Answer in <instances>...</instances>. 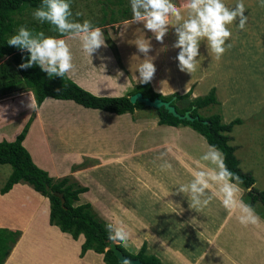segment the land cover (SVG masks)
I'll return each mask as SVG.
<instances>
[{
  "label": "crops",
  "instance_id": "1",
  "mask_svg": "<svg viewBox=\"0 0 264 264\" xmlns=\"http://www.w3.org/2000/svg\"><path fill=\"white\" fill-rule=\"evenodd\" d=\"M182 12L186 17L187 12ZM108 24L107 34L116 45L118 61L106 38V47L90 58L78 39L49 35L66 40L74 64V70L66 75L82 88L98 96H120L140 84L137 68L144 55L135 40L144 37L152 45L148 55L156 68L150 82L155 92L167 95L191 89L195 97L214 87L219 95L220 84L212 79V71H207L215 67V56L208 49L199 51V71L181 72L175 60L179 49L172 48L176 36L171 26L161 45L142 23H131V17L104 25ZM129 31L134 38L125 36ZM226 59L228 69H233L227 52ZM7 98L0 99V120L2 115L9 120L11 108L29 107L10 139L33 113L22 141L32 160L53 178L70 176L85 186L76 203L88 202L99 218L123 226L129 239L122 244L128 251L136 253L145 243L162 264H264V214L257 208L260 223L245 227L217 199L195 212L183 194H171L190 179L189 166L206 151V140L191 135L187 126L159 124L152 107L118 114L52 97L35 106L30 90L15 93L13 100ZM219 99L227 97L221 93ZM13 101L15 105L3 104ZM2 136L0 128V140ZM164 161L172 164V171H161ZM3 183L0 181V187ZM242 188V198L248 203L247 189ZM170 201L183 211L175 213ZM49 209V199L27 183H15L0 193V228L20 230L22 235L3 264H106L103 255L92 249L80 256L84 235L74 239L51 225Z\"/></svg>",
  "mask_w": 264,
  "mask_h": 264
},
{
  "label": "trees",
  "instance_id": "2",
  "mask_svg": "<svg viewBox=\"0 0 264 264\" xmlns=\"http://www.w3.org/2000/svg\"><path fill=\"white\" fill-rule=\"evenodd\" d=\"M40 3L41 0H0V58L7 56L5 61L0 63V97L30 90L35 100V106H40L46 97H52L73 100L84 107L118 114L147 107L139 101L130 102L129 96L137 91H141L144 96L151 99L159 97L163 100H171L180 114L189 110L190 115L197 116V118H194L193 121L179 119L161 106L154 108L158 116V123L190 126L201 134L208 144L217 146L223 152L229 170L242 178L241 186L247 189L245 198L248 204L255 209L257 202L264 206V190L254 187L255 178L251 173L242 170L235 154V146L230 143L233 127L242 123V119L236 117L225 122L219 110L208 115L200 112L203 108L217 107L220 104L214 87L205 95L191 97V89L185 93L173 92L163 95L155 92L150 83H140L124 95L98 96L79 86L67 75L63 78L55 76L49 78L37 65L25 70L20 69L18 66L26 62L28 53L7 44L9 36L15 34V27L19 24L14 15L21 13L27 7H38ZM123 8V15H125L128 9ZM128 18L130 17L125 19ZM116 57H119L117 51ZM179 101H184V105L179 106ZM32 116L33 113L14 140H0V165L9 164L11 166V172L0 187V193L9 191L18 182L29 184L35 191L49 199V223L51 225H56L62 232L69 233L74 239L80 234L84 235L81 256L88 249H92L103 255L106 264H124L108 248L109 244L114 241L109 238L108 225L111 223L99 218L90 203H76L79 194L84 192L86 187L81 186L70 176L59 178L50 176L46 170L35 164L30 153L22 144ZM52 191L60 192L64 202L62 203L60 197L52 194ZM20 233V230L0 228V264L4 263ZM114 242L128 257L138 258L146 264H162L157 256L147 251L145 243L136 253H132L121 242Z\"/></svg>",
  "mask_w": 264,
  "mask_h": 264
},
{
  "label": "clouds",
  "instance_id": "3",
  "mask_svg": "<svg viewBox=\"0 0 264 264\" xmlns=\"http://www.w3.org/2000/svg\"><path fill=\"white\" fill-rule=\"evenodd\" d=\"M259 4L264 7V0H259ZM130 7L131 23H142L161 45L169 26L174 29L176 40L172 48L179 49L175 57L178 69L190 74L197 70L201 41H206L208 51L219 60L231 47V44H226L232 36L228 26L238 21V29L244 30L248 21V17L244 15L246 9L243 0H238L231 8L223 0H185L181 7L173 3V0H130ZM182 9L187 12L186 17ZM72 16L69 0H41L33 11L35 20L41 24L48 23L61 37L68 35L72 39H78L82 50L91 58L97 50L106 47L104 33L91 21L77 22ZM7 44L28 53L26 62L18 66L22 70L37 65L49 78H63L74 70L72 53L63 38L20 26L8 38ZM135 45L144 55L137 68L138 82L150 83L156 72L153 58L148 55L152 51V45L144 37H138ZM205 147L206 151L188 168L190 179L176 186L175 192L171 194H183L187 198L188 207L195 212L203 211L213 199H217L225 210L235 215L241 225L247 227L259 224L260 218L254 208L242 198V178L229 170L225 156L217 146L205 142ZM172 167L168 161L160 165L161 171H172ZM173 205L175 213L183 211L179 204ZM108 230L110 239L127 244L129 234L123 226L109 224ZM151 237L153 240L157 239Z\"/></svg>",
  "mask_w": 264,
  "mask_h": 264
},
{
  "label": "rangeland",
  "instance_id": "4",
  "mask_svg": "<svg viewBox=\"0 0 264 264\" xmlns=\"http://www.w3.org/2000/svg\"><path fill=\"white\" fill-rule=\"evenodd\" d=\"M181 1L185 0H173V3H181ZM69 2L74 20L77 22L89 20L94 26L103 25L100 28L106 29V42L116 56V45L109 34H107L106 27H109V24H104L124 20L126 17H132L130 0H69ZM223 2L231 8L235 6L238 0H223ZM243 3L246 9L244 15L248 17L246 28L239 30L237 27L238 21L228 26L232 32V36L226 42V44H231V47L226 52L228 61L231 62L233 69H228L226 52L219 60L214 58V68L207 69V71H212V79L220 84L217 87L219 88L218 99L221 98V93L227 99L225 101L219 99L221 103L217 107L209 106L201 109L200 112L208 115L219 110L225 122H228L234 117L242 119V123L234 125L230 143L235 146V154L240 160L241 168L245 172L251 173L255 178V188L264 190V7L260 6L259 0H243ZM123 7L128 9L125 15H123ZM36 8L27 7L21 13L14 15L15 19L19 22L15 27V33L20 26H26L33 31H44L46 35L58 34L52 30V26L48 23L41 24L33 18V11ZM77 13L80 15H77ZM125 36L130 38L131 32L129 31ZM200 46L199 51L205 52V48L208 49L206 41H201ZM3 61H5L4 57L0 58V63ZM199 66H197L198 71L200 70ZM259 69H263V71ZM14 94H7V99L13 100ZM191 97L193 96L191 95ZM184 103V101H179L178 105L182 106ZM3 104L15 105V101L4 102ZM28 108V106L11 108L9 120H4V115H2L0 128L3 136L1 140L10 139L11 132L19 128V125L26 116ZM187 128L191 132V135L205 139L190 126H187ZM146 156L147 154L143 157ZM10 172L11 166L9 164L0 165V181L2 183L6 180ZM256 208L264 214V206L260 202H257ZM21 236L20 233L19 238ZM24 237H27V235H24ZM26 241L29 242L30 240ZM26 241L21 240L22 243H26ZM14 245L11 250H13Z\"/></svg>",
  "mask_w": 264,
  "mask_h": 264
},
{
  "label": "water",
  "instance_id": "5",
  "mask_svg": "<svg viewBox=\"0 0 264 264\" xmlns=\"http://www.w3.org/2000/svg\"><path fill=\"white\" fill-rule=\"evenodd\" d=\"M129 100L131 103H135L136 101L142 102L145 106L152 107V108H159V107L163 106L169 113L178 117L179 119H187L189 121H193L194 118H197V116L192 117L190 115L189 110H186L183 114H180L176 110L175 105L171 103L172 102L171 100H163L159 97H155V98L151 99L148 96H144L141 91H137L135 93H132L129 96ZM204 122H206V121H204ZM52 194L60 197L61 202L62 203L64 202V198L60 192L52 191ZM108 248H110L113 251L114 255L117 257V259L124 264H146L138 258H131V257L124 255L123 252L117 247L116 242H111L109 244Z\"/></svg>",
  "mask_w": 264,
  "mask_h": 264
}]
</instances>
